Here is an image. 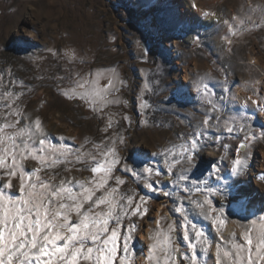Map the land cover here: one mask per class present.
Segmentation results:
<instances>
[{
  "label": "rangeland",
  "instance_id": "obj_1",
  "mask_svg": "<svg viewBox=\"0 0 264 264\" xmlns=\"http://www.w3.org/2000/svg\"><path fill=\"white\" fill-rule=\"evenodd\" d=\"M193 11L204 19L213 16L205 13L219 14L222 19L214 25L192 21L186 13ZM230 24H235L234 35ZM69 49L78 54L73 65L63 57ZM90 71L115 74L120 103L103 113H94L83 101L62 94L75 85L76 72L83 76ZM107 83V78L100 81ZM205 84L207 96L202 94ZM5 91L24 93L18 101L24 114L39 117L53 142L64 137L60 143L79 147L85 139L101 142L119 131L126 139L120 154L130 164L148 159L160 168H166L163 158L146 154L167 149L179 152L193 132L205 131L202 121L212 116L213 127L207 130L194 176H201L215 161L227 178L226 198L218 201L229 214L223 235L239 233L237 222L264 215V199L259 198H264V185L249 172L264 174V111L253 103L264 106V0H0V92ZM145 100L146 109L140 107ZM208 101L219 111L213 112ZM216 116L220 117L218 126ZM109 118L113 128L105 133ZM233 118L237 125L248 126L245 133L227 135L225 122ZM253 132L255 139L241 152L246 170L232 177L236 146ZM33 165L29 162L28 167ZM67 175L83 179L90 174L73 171ZM163 182L168 183L166 176ZM125 187L136 184L129 178ZM145 191L141 189L142 194ZM147 194L151 196L148 212L136 220L135 264H146L149 230L156 228L158 219L166 216L162 224L175 220L177 227L183 223L174 210L175 196ZM257 197L260 203H255ZM185 205L190 218L216 241L218 234L211 222L187 201ZM230 222L233 227L227 230ZM207 260L214 264V249Z\"/></svg>",
  "mask_w": 264,
  "mask_h": 264
},
{
  "label": "snow or ice",
  "instance_id": "obj_2",
  "mask_svg": "<svg viewBox=\"0 0 264 264\" xmlns=\"http://www.w3.org/2000/svg\"><path fill=\"white\" fill-rule=\"evenodd\" d=\"M239 23L243 25L244 20ZM229 30L234 35L235 24H230ZM52 54L58 55L55 51ZM63 57L70 65L78 60L75 49L66 50ZM74 75L75 85L62 91L65 98L83 101L94 113L120 103L114 73ZM105 78L108 83L101 85ZM23 94L0 92V264H135L136 220L148 212L151 196L147 193L157 192L170 199L175 196L174 210L183 223L179 227L175 220L162 224L166 216L156 221V228L149 230L146 264H208L212 249L214 264H264V215L237 222L239 233L225 237L222 228L229 214L218 201L226 198L227 178L215 161L201 176H194L207 130L213 127L212 116L202 121L205 131L193 132L179 152L167 149L146 154L161 156L166 168H160L148 159L130 164L120 154L126 139L119 131L101 142L85 139L79 147L60 143L64 137L53 142L39 117L24 114L18 103ZM202 94L208 95L207 84ZM208 103L213 112L219 111L211 101ZM253 103L264 111L259 101ZM140 107L146 109L149 104L145 100ZM123 119L131 125L129 117ZM214 119L218 126L220 117ZM247 127L237 125L235 118L225 122L229 136L245 133ZM112 128L109 118L103 131ZM255 135L245 134L236 146L230 176L245 172L247 162L241 152ZM215 139L219 141L220 135ZM223 147L228 149V145ZM29 162L34 165L28 167ZM73 171L90 175L83 179L67 175ZM165 176L167 184L163 182ZM129 178L135 188L125 187ZM141 189L146 190L144 194ZM185 201L211 222L218 234L216 241L190 218Z\"/></svg>",
  "mask_w": 264,
  "mask_h": 264
},
{
  "label": "bare ground",
  "instance_id": "obj_3",
  "mask_svg": "<svg viewBox=\"0 0 264 264\" xmlns=\"http://www.w3.org/2000/svg\"><path fill=\"white\" fill-rule=\"evenodd\" d=\"M185 8H186V3H185V5L184 4L182 5V9L185 10ZM186 14L188 15V18H190L192 21L193 20L194 21H200V22H202L204 24H212V25H214L217 22H220L221 19H222V17L219 14H215V15L209 16V17L206 16L205 19H204L203 15H201L200 12L193 11V13L191 12V13H186ZM191 37L192 36H189L188 40ZM219 41L220 40L216 41L217 44L220 43ZM249 172L252 173V176H253L254 179L258 178L260 180V182L264 185V174L261 175V176H259L260 174H258V176H256L257 174L254 173L255 171H253V169H250ZM245 175H248V174H245ZM255 183H256V181H255ZM259 198L262 199V200L264 199L263 196H260ZM259 198L257 200H255V203H260L261 202ZM262 203H263V201H262ZM157 214H160V210H158V209H157ZM226 227H227V230H229V229H231L233 227V225L230 222ZM139 236H141V235H139ZM141 238L143 239V236H141ZM139 264H140V262H139Z\"/></svg>",
  "mask_w": 264,
  "mask_h": 264
}]
</instances>
